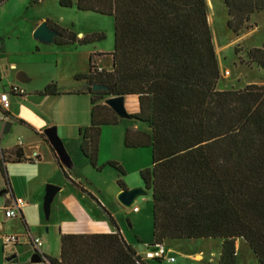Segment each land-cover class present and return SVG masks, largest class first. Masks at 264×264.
I'll return each instance as SVG.
<instances>
[{
  "label": "trees",
  "instance_id": "obj_1",
  "mask_svg": "<svg viewBox=\"0 0 264 264\" xmlns=\"http://www.w3.org/2000/svg\"><path fill=\"white\" fill-rule=\"evenodd\" d=\"M7 1L0 0V6ZM56 1L60 8L113 18L110 70H99L94 58L103 54H92L87 73L74 78L84 81L91 107L89 126L79 133V150L100 172L104 167L97 166L100 129L120 123L102 101L136 98L137 112L130 119L144 125L146 132L127 129L123 144L127 149L151 150L150 168L139 173L152 201V244L146 250L168 241L216 240L221 244L217 264H235L240 240L258 264H264V85L217 89L219 69L206 0ZM223 4L227 28L234 35L250 16L264 12V0ZM46 23L58 34L56 46L103 40L102 35L78 39ZM245 58L242 65L264 72V45L247 50ZM94 85L106 91L93 92ZM58 95L54 84L38 93ZM13 155L15 162L21 161L19 149ZM105 166L124 175L116 163ZM0 175L7 187L1 165ZM72 185L84 193L79 184ZM118 186L125 191L122 182ZM108 218L115 229L111 234L60 235L59 258L48 259V264H146Z\"/></svg>",
  "mask_w": 264,
  "mask_h": 264
},
{
  "label": "rangeland",
  "instance_id": "obj_2",
  "mask_svg": "<svg viewBox=\"0 0 264 264\" xmlns=\"http://www.w3.org/2000/svg\"><path fill=\"white\" fill-rule=\"evenodd\" d=\"M8 0L0 6V92L7 94L8 100L21 108L23 117L35 114L32 107L33 99L29 96L36 90H42L50 84L56 85L58 92H77L86 89L74 78L87 73L88 58L92 54H103L94 58V64L99 70H110V54L113 51V18L102 16L92 12H80L74 7L60 8L56 0ZM207 23L211 33V40L219 69L218 90H241L247 85H264V72L255 66L247 67L240 62L245 61V52L250 49H258L264 45V12L250 16L245 28L234 35L227 28L228 17L223 0H206ZM43 22L56 24L58 27L75 34L78 39L91 35H102L103 40L89 45H48L34 40L32 37L34 26ZM37 26V27H38ZM237 51V54L234 51ZM14 62L21 64L30 78L29 84H20L15 70H9ZM18 81V82H17ZM19 88L25 91V99L11 98L9 87ZM76 95V94H75ZM58 115L61 123L66 127L75 118L88 120L89 99L86 96H74L59 98ZM107 98H104L102 104ZM136 98L126 97L125 109L128 110L126 119H120V123L113 127H107L99 136L97 166L103 167L100 172L92 169L89 162L83 158L79 147L80 139H65V144L72 159H79L77 170L67 168L65 174L61 168L43 167L42 179H40L41 196L38 215L42 217V232L48 228V234L44 237L50 240L51 228L47 226V209L44 208L46 189L48 186L59 188L65 186V191L60 192L51 204V211L59 220L65 221L71 218L78 219L82 230L88 232L113 231L108 216L116 227L121 230L124 237L134 248L141 250L152 242V201L148 193L136 197L130 208L121 206L117 201L120 192L118 186L122 182L125 191L142 189L143 184L139 173L148 170L151 165V150L149 148L127 149L124 147L125 129L137 127L138 132H146L145 126L130 120V116L136 113ZM52 105L46 107L47 112L56 115ZM58 116V117H59ZM68 124V125H66ZM69 131L68 128H66ZM18 130L10 135H0V148H12L15 146ZM53 150V149H52ZM56 159L58 154L53 150ZM48 152L41 153V159H49ZM102 159L103 163L98 161ZM118 164L124 175L120 176L114 169L105 166L106 163ZM101 164V165H99ZM69 178L71 179H68ZM80 185L84 193L72 185ZM0 188V216L3 215L2 207L6 205L5 195ZM122 191V190H121ZM99 205L96 204L94 200ZM137 208L133 212L132 208ZM108 215V216H107ZM19 217L17 218V220ZM20 226L19 221H17ZM1 224V223H0ZM129 224V226H128ZM3 242V240H2ZM181 244V250L172 253L177 260L176 264H217L220 254V242L214 240H190L177 241ZM176 242H166L165 246ZM0 264H3L5 251H1ZM179 252V253H177ZM180 253L192 255L199 254L200 258L191 260ZM201 262L199 263V261ZM155 264V263H149ZM163 264V263H159ZM235 264H258L250 250L240 240L237 242Z\"/></svg>",
  "mask_w": 264,
  "mask_h": 264
},
{
  "label": "crops",
  "instance_id": "obj_3",
  "mask_svg": "<svg viewBox=\"0 0 264 264\" xmlns=\"http://www.w3.org/2000/svg\"><path fill=\"white\" fill-rule=\"evenodd\" d=\"M38 25L34 26L31 33L36 29ZM13 63V62H12ZM17 66H20V69L17 70V76L19 77V83L20 84H29L30 78L27 74V71L24 70L23 66L21 64H17V62H14L10 67L9 70H15L17 69ZM2 65L0 66V68ZM18 82V81H17ZM80 85L84 86V81H79ZM12 87V84H10ZM17 89V88H16ZM44 89V88H43ZM42 89V90H43ZM22 94H12L11 98H18L19 100L25 99V91L23 89L19 88L17 89ZM42 90H36L32 92L29 96L33 99L32 101V107L34 108L35 114L29 113V117H23L21 114V108H16L15 105H13L12 102L9 101V109L7 112V121L0 122V135H6L4 134L5 126L7 124L10 125L9 131L7 135L12 134L14 131V128H16L17 133L19 136L16 138L15 146L12 148H5L1 150V153L3 155V158L5 159V164L2 166V169L4 171V177L7 179V187H4L3 185V179L0 175V188L5 189V191L1 192L2 195H5V203L6 205L3 208L9 207L13 200L20 199L24 202V205L19 209L17 212L18 216L15 218L7 219L3 215L0 216V244L3 243L2 240L5 236H16L19 238V242L17 244H9V245H3L1 251L4 253V261L3 264H32L30 263V258L32 256V247L29 243V237L31 238H38L41 240L43 244V253L46 260L48 259H55L57 260L59 258V236L60 235H67V234H111L115 232V229L113 227V231H107L105 230V226L103 228V231L99 232H88L85 230H82L81 223L78 219H75L74 221L71 220V218H67V220L62 221L57 218V216L52 215L51 211V204L56 197V195L60 192L65 191V186H58V191L55 192L52 201L49 205L47 216H46V223L49 228H51V234H50V240L47 241V239L44 237L45 233L48 234V228L44 229L45 233L42 232V226H41V220L42 217L38 215L39 207L41 206L39 199L41 196V183L40 179H42V173H43V167L44 166H50L52 168H61V171L63 174L67 175L65 173V170L67 168L71 169L72 171L77 170L79 167L80 161L79 159H72L69 150L65 144V139L72 138V139H81V136L79 135L80 132H83L86 128L89 126L90 121V101L88 106L89 111V118L88 120H80L78 118H75L70 125L67 127L61 123V118L58 115V108L60 101H53L55 103L51 104L49 101L51 100H60L59 98H65V97H71L74 98V96H86L88 97L86 93V89L82 91H75V92H58V96H52V97H40L38 96V93H40ZM2 93V92H0ZM76 94V95H75ZM89 99V97H88ZM125 103H126V97L123 99V108L124 112L126 113L125 109ZM52 105V108L56 110V115L51 112H47L46 107H49ZM104 105V103H103ZM136 112H137V103H136ZM127 114V113H126ZM128 115V114H127ZM59 116V117H58ZM131 120V119H130ZM107 127H113V126H107ZM107 127H102L100 129V136L103 132V130ZM54 128L56 131V136L58 138V141L62 148V154L58 155V159H56V156L51 152L49 144H46L40 136H43L45 139L43 132L47 129ZM66 128L69 129V131L66 130ZM129 130L137 131V127L133 126L132 128H128ZM127 129H125L126 131ZM124 131V134H125ZM47 140V139H46ZM15 149L20 150V154L22 156V159L20 162L14 161V155L13 152ZM47 153L49 159H41V153ZM35 157H38V160H34ZM33 160V162L28 163L26 161ZM86 160V159H85ZM88 161V160H87ZM100 163H103L102 159H98ZM101 165V164H99ZM68 179L69 178L68 176ZM72 180V179H71ZM142 189H144L142 187ZM121 192V190H120ZM119 192V193H120ZM148 193V192H147ZM119 195V194H118ZM135 208V207H134ZM138 211V210H137ZM1 212V211H0ZM19 219L17 220V218ZM17 221H19L20 226L18 225ZM111 224V223H110ZM118 229V228H117ZM118 232L123 237L125 242L130 245L136 252L140 258H144L145 254V248H142L141 250H138L137 248H134L132 244L126 240L121 230L118 229ZM168 242H176L174 244H171L167 246L168 252L172 255L173 252L181 250V244L177 241H168ZM238 242V241H237ZM166 243V242H165ZM165 243L163 244L165 246ZM152 244V242H151ZM166 248V246H165ZM179 253V252H177ZM182 257L185 259V257L190 258V261L188 259H185L188 262H192L191 260H194L196 258L201 259V255L197 254H183L180 253ZM14 257L11 261H8V259ZM201 260L199 261V263ZM146 264L151 263V261H145ZM155 264H159L156 262H152ZM177 263V260L175 261V264Z\"/></svg>",
  "mask_w": 264,
  "mask_h": 264
},
{
  "label": "water",
  "instance_id": "obj_4",
  "mask_svg": "<svg viewBox=\"0 0 264 264\" xmlns=\"http://www.w3.org/2000/svg\"><path fill=\"white\" fill-rule=\"evenodd\" d=\"M32 37L34 40H37L40 43L52 45L54 44L55 39L58 37V34L54 30H52L46 22H43L33 31ZM91 90L93 92L106 91L104 87L96 86V85L92 86ZM123 99L124 97H114V98L106 99L104 102V105L107 106L110 110H112L119 119H126L128 117L127 114L124 112ZM9 128L10 125L7 124L5 126L4 134L8 133ZM43 134L46 137L50 148L53 149L58 155H61L62 148L56 136L55 129L54 128L47 129L46 131L43 132ZM4 164H5V159L3 158V155L0 150V165L4 166ZM57 191L58 189L55 187H51V186L47 187L45 200H44V206H45L44 208H46L47 210L49 208V205L52 201L55 192ZM144 193H147V191H145L144 189L121 191L117 196V201L121 206L130 208L133 205L136 197ZM12 259H14V257L8 259V261H11ZM39 262L40 259L35 254H32L30 258V263L38 264Z\"/></svg>",
  "mask_w": 264,
  "mask_h": 264
},
{
  "label": "built area",
  "instance_id": "obj_5",
  "mask_svg": "<svg viewBox=\"0 0 264 264\" xmlns=\"http://www.w3.org/2000/svg\"><path fill=\"white\" fill-rule=\"evenodd\" d=\"M9 93L11 94H22L16 88L9 87ZM9 109L8 96L5 93H0V122L7 121V112ZM24 205V202L20 199H15L9 207L3 208L4 217L7 219L15 218L18 216L17 212ZM133 212H137V208H132ZM29 243L32 247V253L35 254L40 262L38 264H48L43 253V244L38 238L29 237ZM19 238L16 236H5L3 238V245L17 244ZM144 261L157 260L159 263L163 264H175V258L168 252L164 245L156 247L153 251H147L145 247Z\"/></svg>",
  "mask_w": 264,
  "mask_h": 264
},
{
  "label": "bare ground",
  "instance_id": "obj_6",
  "mask_svg": "<svg viewBox=\"0 0 264 264\" xmlns=\"http://www.w3.org/2000/svg\"><path fill=\"white\" fill-rule=\"evenodd\" d=\"M209 3H210V0H209ZM211 4V3H210Z\"/></svg>",
  "mask_w": 264,
  "mask_h": 264
}]
</instances>
